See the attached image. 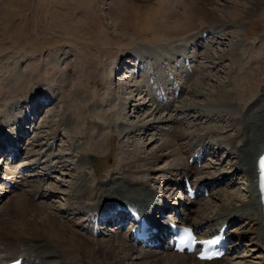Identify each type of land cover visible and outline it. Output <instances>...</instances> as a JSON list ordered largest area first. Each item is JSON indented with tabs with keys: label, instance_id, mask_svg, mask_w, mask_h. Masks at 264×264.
Masks as SVG:
<instances>
[{
	"label": "bare ground",
	"instance_id": "1",
	"mask_svg": "<svg viewBox=\"0 0 264 264\" xmlns=\"http://www.w3.org/2000/svg\"><path fill=\"white\" fill-rule=\"evenodd\" d=\"M211 1L170 0L177 6L182 4L185 7L191 6L190 11L197 12L203 18V30L177 46L170 47L168 45L152 50L139 47L133 50L134 65L132 66L137 69V73L127 79L134 82L135 79L142 77L143 82L135 81L137 85L131 87L133 90L130 94L140 95L137 100L139 103L141 101L142 108L148 109L147 105L151 102L150 109H154V112L157 113L161 110L167 112V116L149 120L137 118L135 123L127 124L129 117L125 109L128 105L125 102L120 104V109L124 112L120 117H114L111 121L106 119V121L98 123V129L94 127L99 131L112 128L116 136L122 139L129 137L130 140L139 135L140 126L148 128L151 125L150 127H154L159 132H164L165 129L160 125L169 123L168 125L172 127L170 131V127L167 129L170 139L164 140L162 145L170 150L168 158L171 160L168 168L163 172L166 174L174 170L172 172L174 174H166L169 175L166 176V179L171 182L163 195L158 196L157 193V195L154 193L149 178L155 171L154 165L159 162L160 158L158 156L140 157L138 147L134 146L131 151L127 149V144L130 145V142L122 141L120 143L121 153H119L117 165L107 182H99L95 179V172L90 171L91 169L87 166V156L90 152L103 153L106 147H110L112 135L100 134L99 131L90 128H87L88 133L85 134V127L82 126L84 117L81 116L83 106L74 99L76 109L74 108V111L71 112L72 106H69L61 118L50 121V124L52 123L56 129L48 133L49 139L47 137L46 143L43 144L48 145L51 141L53 144L49 146V149H52L54 142L60 138V132L65 131L71 137L70 146L77 152L75 155L78 160L74 166L77 175L75 174L72 184L73 189L68 194L66 211L54 209V207L50 209L46 206L32 207L30 203H34L37 198L43 200L51 198L52 190H47L48 195L44 194V185H31V182L36 181L40 184L42 181L26 175V172L36 170L42 164L41 159L35 157L36 159L15 166L16 159L19 160L27 152L35 151L25 147L24 143L30 135L25 125L34 123L33 116L38 119L47 106L59 100V95H56L55 90L41 89L32 92L25 102L20 103L19 101L16 102L17 104L13 102L11 107L6 106V110L1 111L0 155L2 154L3 158L0 168L4 164H8L9 167L5 172L11 178H9L10 183H7L6 189L0 192V204L6 196L14 192L19 191L21 192L20 196H23L12 202L13 208L16 202L17 211L15 214L17 216L15 217H20L19 222L17 220L9 221L10 218H13L12 216H0L2 220V222L0 220V264H7L19 258L23 259L22 264H232V258H240H236V254L242 255L240 246L247 240L244 239L248 235L253 237L255 250L261 252V255L257 257L259 261L253 264H264V198L258 178V158L264 153V96H251L255 92V88L250 87L253 78L247 74H241V78L238 76L240 82L234 90L224 89L225 86L218 87V91L212 94L205 91L211 80V76L205 71L209 66L198 70L199 74H196L199 75V78L196 77L197 79L193 80L190 78L192 76L190 64L198 61V58L200 59V53L198 57L200 48L197 49L198 41L203 43L202 48H206L211 42L208 38L220 39L224 36L222 33L224 27L227 26L226 21L213 12L214 9L209 8L211 12L205 14V6H212ZM262 6H264V0H257L249 16ZM185 18H187L186 15L183 16V20ZM192 49L193 51L190 52ZM231 54L234 59L239 58L237 56L239 53L236 50L231 51ZM227 56L229 55L224 53H219L218 56H211L210 53H207L203 59L214 63L226 59ZM123 66L120 68L123 69ZM120 68L119 70H121ZM175 72H179L180 77L184 76L187 81L180 82L179 75L176 76ZM190 79L192 90H189L186 85L190 84ZM218 85L220 86V84ZM79 87H81V83ZM262 90L264 91V85L260 87V91ZM200 99L204 100L203 105L199 102ZM20 104L29 105L30 108L21 114L20 120H23L24 124L17 129H12L15 124L13 122H16L18 118L13 116L14 114L12 115V110L18 108ZM134 109L142 112L137 106ZM191 113L199 116L205 115L210 120L212 118L213 120L215 118L224 120V118L230 117L237 129L236 135H219L226 130L227 126L223 124L200 125L198 129L188 131L183 126L190 121L186 120L185 115L188 116ZM70 114L73 117H69ZM163 118L168 119L164 121ZM72 119L76 122L74 126H72ZM191 119L189 126H197V117L192 116ZM11 121L13 124L10 123ZM164 125L167 126V124ZM95 136H97L96 139ZM80 140H82L81 144ZM38 145L36 144L35 147H39ZM212 146H216L220 151L223 148L230 151L228 157L236 159L231 172L227 173L226 167H223L224 160H218L216 154H211L209 149ZM6 148L12 150L2 153ZM15 150L16 157L13 159V164L10 165L9 162L12 160L10 154ZM41 153L42 151H39L38 156ZM33 155L35 154L33 153ZM48 157L50 156L47 155ZM209 157L216 158V161L219 162L209 163L208 166L200 170L199 165L205 163ZM60 159L58 161L60 166H68L70 161L64 160V156ZM193 160L194 164L191 165L190 162ZM7 161L8 163H5ZM73 164L70 162V165ZM207 168L213 171H205ZM216 170L218 177L224 170L226 172V176H222L223 178L216 177L220 181L214 180ZM50 173L51 171L47 170L40 180L44 181ZM237 174H244L247 177L249 190L246 197L235 195L230 191H219L224 189L222 186L227 182H231L230 187H232L231 184L234 183L232 177ZM18 178L23 181H18ZM186 179H189L199 192L219 191L218 203L216 205L206 203L209 201L206 196L198 198L196 201L190 200L185 194ZM166 184L165 181L164 186ZM30 189L32 190L30 191ZM167 191H169L168 197L165 196L168 194ZM29 193L31 198L27 197ZM171 200H174L175 203H170ZM166 210H171L172 221L179 226H192L203 232L204 235H217L224 232L225 242L232 246L233 253L226 252L223 259L208 263L196 261L192 256L173 252L166 226L169 220L166 219V215L164 216ZM118 212H121L125 218L121 224L115 216ZM67 214L72 217L69 218ZM80 215H83L84 218H79ZM243 220L248 221L249 230L235 232L241 230L242 225L239 229L237 228ZM142 223L145 224L151 237L158 235V231L161 230L160 240L154 241L152 244L148 241L146 243L138 242L136 231ZM127 224L131 225L130 229L123 233ZM255 254L257 252H254V257Z\"/></svg>",
	"mask_w": 264,
	"mask_h": 264
},
{
	"label": "rangeland",
	"instance_id": "2",
	"mask_svg": "<svg viewBox=\"0 0 264 264\" xmlns=\"http://www.w3.org/2000/svg\"><path fill=\"white\" fill-rule=\"evenodd\" d=\"M256 2L257 0H212V6H205V14L210 13L209 8H212L213 12L221 16L227 23L223 29L224 32H222L224 36L217 40H213V37L208 38L211 42L206 48H202L203 43L198 41L197 49L200 48L198 50L200 59L198 58V61L190 64L192 80L199 78L196 73L198 70L200 71V68L209 66L205 70L211 76L210 84L206 86L205 90L207 93L212 94L218 91V87L223 88L224 86V89L234 90L240 82L241 74H247L253 78L250 87L255 88V92L251 96H264V93L260 91V87L264 85V6L249 16ZM190 7L189 5L185 7L183 4L177 6L170 0H0V114L6 110V106L11 107L13 102L15 104L19 101L20 103L25 102L32 92L41 89L55 90L56 95H59H57L59 100L47 106L38 119L33 116L34 123L25 125L30 134L24 143L25 147L36 152L30 151L23 154L15 165L29 162L35 157L42 161L36 170L26 172V175L42 181L40 184L36 181L31 182V185H44V194L48 195L47 190H52V196L44 200L37 198L34 200V203L37 204L30 203L32 207L46 206L50 209L54 207V209L66 211L68 194L73 189L72 184L77 175L74 169L78 160L75 155L77 152L70 146L71 137L65 131L60 132V138L54 142L52 149H49V146L53 144L51 141L48 145L43 144L46 143L47 137L49 139L48 133L56 129L52 123L50 124V121L61 118L69 106H72L71 112L74 111V108L76 109L74 99L83 106L81 116L84 117L82 126L85 127V134L88 133L87 128L95 129L94 127H96L98 129V123L104 122L106 119L111 121L114 117H120L124 113L120 109V104L125 102L128 105L125 109L129 117L127 124L135 123L137 118L149 120L167 116V112L161 110L157 113L154 112V109H150L151 102L147 105L148 109L142 108L141 101L139 103L137 100L140 95L130 94L133 90L131 87L136 84L135 81L143 82L142 77L135 79L134 82L127 79L137 73V69L132 66L134 65L132 53L135 48L139 47L152 50L168 45L170 47L177 46L203 30V18L197 12L190 11ZM184 15L187 18L183 20ZM193 47L195 46L193 45ZM234 50L239 53L238 59H234L231 54V51ZM192 51L193 49L190 52ZM207 53H210L211 56H218L219 53L229 56L222 61L210 63L203 59ZM122 66L123 69L120 68ZM165 72L167 73V71ZM175 73L176 76L179 75V72ZM140 75L142 76V74ZM178 78L180 82L187 81L184 76L180 77L179 75ZM80 83L81 87H79ZM191 84L190 79V84H186L189 90H192ZM147 101H149L148 98ZM203 101L200 99L201 105H203ZM96 105L98 107H95ZM136 106L142 110L141 113L134 109ZM29 108V105L20 104L18 108L12 110V115L18 117L16 122H13L15 124L12 129H17L24 124L20 117ZM185 116L187 121H192V116L197 117V126H189L190 121L183 126L188 131L196 130L200 125L223 124L227 126L226 130L219 135H236L237 129L230 117H226L224 120L216 118L210 120L205 115L199 116L195 113ZM69 117L73 116L70 114ZM168 118L162 120L165 121ZM72 121V126H74L76 122L73 119ZM164 124H159L165 129L164 132H159L154 127H150L151 125L148 128L140 126V129L138 128L139 135L130 140L129 137L122 139L116 136L112 128L100 131L95 129L100 134L112 135L110 147H106L103 153L90 152L87 156V166L91 169L90 171L95 172V179L99 182H107L117 165L119 153H121L120 143L122 141L130 142V145L127 144V149L131 151L134 146L138 147L140 157L158 156L160 158L159 162L154 165L155 171L149 178L154 193H157L158 196L163 195L171 182L166 179V176H169L166 174H174L172 173L174 170L166 174L163 172L168 168L171 159L168 158L170 150L164 147L162 142L170 139L167 129L169 127V131L172 129L171 125H168L169 123ZM96 137L94 138L96 139ZM32 142H34L33 145H30ZM81 142L82 140H80V144ZM34 144H39V147H35ZM41 145H43L42 149ZM227 148L230 149V147ZM39 151L42 153L38 156ZM209 151L211 154H216L218 160H224L223 167H226L227 173L231 172L236 159L228 157L230 151L224 148L220 151L216 146H212ZM47 155L50 157L47 158ZM63 156L64 160L74 164L70 165L68 162V166H60L58 161ZM216 158L209 157L205 163L199 165V169H203L209 163H218ZM1 164L2 158L0 157V166ZM8 167V164H4L0 168V192H3L7 183H10L11 176L5 172ZM51 167L55 168L50 169ZM47 170L51 173L44 181L40 180ZM225 170L220 173L219 177L223 178L222 176L226 174ZM205 171L213 170L207 168ZM216 174L214 180L220 181L218 171ZM243 175H235L232 177L234 178L232 187H230L231 182H227L222 186L224 189L219 191H230L235 195L246 197L249 188L247 177ZM18 181L22 182L23 180L18 178ZM165 181L169 185L164 186ZM219 191H213L212 198L208 199L209 201L206 203L216 205ZM167 192L168 194L165 196L168 197L169 191ZM19 193L21 192L17 191L4 198L0 204V216H12L13 218H10L9 221L17 220L19 222L20 217H15L17 216L15 214L17 211L16 202L14 208L12 207V202L23 196H20ZM27 197L31 198L30 193ZM173 202L175 203L174 200L170 201V203ZM170 213V210L166 211V216L168 215L171 219ZM71 217L69 216V218ZM79 218H84V216L80 215ZM240 225L243 227L238 231ZM249 227L248 221L243 220L235 232L249 230ZM244 240L246 241L242 244V255L236 254L235 257L240 258H232V264H253L259 261L257 257L261 255V252L255 250L253 237L248 235ZM254 252H257L255 257Z\"/></svg>",
	"mask_w": 264,
	"mask_h": 264
},
{
	"label": "snow or ice",
	"instance_id": "3",
	"mask_svg": "<svg viewBox=\"0 0 264 264\" xmlns=\"http://www.w3.org/2000/svg\"><path fill=\"white\" fill-rule=\"evenodd\" d=\"M261 163H262V166H264V160H262V162H261Z\"/></svg>",
	"mask_w": 264,
	"mask_h": 264
},
{
	"label": "water",
	"instance_id": "4",
	"mask_svg": "<svg viewBox=\"0 0 264 264\" xmlns=\"http://www.w3.org/2000/svg\"><path fill=\"white\" fill-rule=\"evenodd\" d=\"M263 91V90H262Z\"/></svg>",
	"mask_w": 264,
	"mask_h": 264
}]
</instances>
